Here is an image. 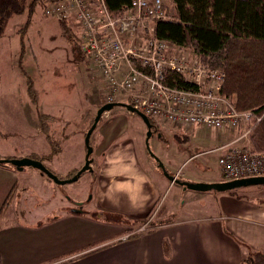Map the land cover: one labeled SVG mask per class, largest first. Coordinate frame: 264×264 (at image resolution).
<instances>
[{
    "label": "rangeland",
    "instance_id": "374dc122",
    "mask_svg": "<svg viewBox=\"0 0 264 264\" xmlns=\"http://www.w3.org/2000/svg\"><path fill=\"white\" fill-rule=\"evenodd\" d=\"M50 6L41 3L32 16H13L0 39V152L18 156L29 154L28 157L42 160L60 179L68 180L86 164V135L91 128L90 121L103 105L109 103V90L90 58L81 50L80 25L76 17L72 15L62 20L69 30L57 16L46 14ZM28 81L33 83L40 99L38 106L30 102ZM112 103L130 104V101L127 93H122ZM36 111L55 117L50 130L60 143L59 154H52V144L41 130ZM154 121L159 131L150 138L148 150V130L141 117L123 107L105 113L91 136L92 165L101 167L118 147L126 149L130 145L142 162L141 170L148 171L156 179L225 180L218 160L222 154L220 148L227 144L224 142L228 136L206 127L195 126L187 132L184 127L171 122L166 125ZM107 137L116 139L109 142L107 151L100 153L98 147L107 142ZM145 157L151 162L149 167L144 165ZM19 176L20 181L3 212L9 223L35 224L38 219L47 218L50 212L57 215L64 210H88L99 201L98 181L106 184V179L100 178L99 169L94 173L86 172L79 180L64 185H58L32 167L24 168ZM175 191L164 188L162 200L150 211L152 216L156 215L153 225L159 221L161 209L165 214ZM228 192L240 199L264 201V185H248ZM187 193L188 197H196L195 191L188 190ZM205 202L209 205V200ZM201 206L205 204L200 200L184 198L180 200L179 210L190 216Z\"/></svg>",
    "mask_w": 264,
    "mask_h": 264
},
{
    "label": "crops",
    "instance_id": "0c3cea01",
    "mask_svg": "<svg viewBox=\"0 0 264 264\" xmlns=\"http://www.w3.org/2000/svg\"><path fill=\"white\" fill-rule=\"evenodd\" d=\"M28 109L27 106V116ZM162 123L169 125L166 121ZM220 134L228 136L226 144L237 133ZM107 139L98 147L100 153L107 151L109 142L116 138ZM136 153L130 145L126 149L118 147L101 167L92 165V173L99 169L100 178L106 179V184L98 181L100 198L94 207L64 210L57 215L50 212L35 224L9 223L4 217L21 171L0 163V222L4 220L0 223L2 264H243L250 253H264V201L240 199L228 191H195L196 197H188V190L182 185L169 178L168 182L165 176L166 181L156 179L141 170ZM26 155L0 152L1 157L12 159L29 154ZM146 157L144 165L149 167L151 162ZM224 181L219 178L186 180L191 183ZM169 187L177 191L165 214L161 209L153 229L121 240L145 224L152 208L162 200L164 188ZM184 198L200 200L205 206L195 209L190 216L182 214L179 206Z\"/></svg>",
    "mask_w": 264,
    "mask_h": 264
},
{
    "label": "built area",
    "instance_id": "2783aa9c",
    "mask_svg": "<svg viewBox=\"0 0 264 264\" xmlns=\"http://www.w3.org/2000/svg\"><path fill=\"white\" fill-rule=\"evenodd\" d=\"M166 1L132 0L114 17L105 0H61L51 4L46 14L61 20L76 17L81 50L108 88L109 103L127 93L130 104L151 119L185 129L234 131L235 138L220 148L218 162L225 181L264 177V153L256 152L251 141L261 116L238 111L223 94V72L207 68L199 55L183 53L154 35L153 23L168 18ZM170 74L180 75L193 88L171 86ZM155 217L150 214L144 225L121 240L153 229Z\"/></svg>",
    "mask_w": 264,
    "mask_h": 264
},
{
    "label": "trees",
    "instance_id": "16d2710c",
    "mask_svg": "<svg viewBox=\"0 0 264 264\" xmlns=\"http://www.w3.org/2000/svg\"><path fill=\"white\" fill-rule=\"evenodd\" d=\"M59 1L0 0V39L13 16H32L38 4L49 5ZM131 1L105 0L114 17L121 15ZM165 14L166 20L153 23L154 35L199 55L207 68L226 75L223 94L233 100L238 111H251L261 116L260 123L252 131L251 141L256 152L264 153V0H168ZM61 22L68 28L65 21ZM168 82L179 89L193 88L177 74H170ZM28 84L30 102L38 106L40 99L33 83L28 81ZM38 117L42 132L52 144V154H59L60 143L50 130L55 117L43 113ZM94 120L91 119L90 127ZM150 120L159 129L154 119ZM3 159L12 158L0 156V160ZM243 264H264V253H250Z\"/></svg>",
    "mask_w": 264,
    "mask_h": 264
},
{
    "label": "water",
    "instance_id": "95a60500",
    "mask_svg": "<svg viewBox=\"0 0 264 264\" xmlns=\"http://www.w3.org/2000/svg\"><path fill=\"white\" fill-rule=\"evenodd\" d=\"M115 107H123L127 109L129 112L138 115L141 117L143 122L145 123L148 134H147V141L146 145L148 150L149 147V140L154 135L155 131L153 130V124L151 123L150 118L144 114L142 111L138 110L131 104L127 103H108L103 105L97 112V116L95 117L94 123L92 127L89 129L86 135V146H87V161L85 166L79 170V172L71 179L63 180L60 179L57 175H55L51 170H49L42 161L26 157L22 159H3L0 160V163H6L9 165H12L16 167L17 170L22 171L26 167H32L36 170H38L42 175H46L53 179L55 183L58 185H64L67 183H72L77 180L84 174L85 172H93L92 162L93 160L90 159V156L93 153V148L90 145V140L93 132L97 128L101 118L103 115L107 112H110ZM151 151V150H150ZM149 151V152H150ZM154 155H152L153 157ZM161 166V164H160ZM171 181L176 182L179 185H182L185 190H192L196 192H227L236 188L248 186V185H264V177H255V178H248V179H241V180H234V181H224V182H218V183H191V182H181L179 180H175V178L168 177Z\"/></svg>",
    "mask_w": 264,
    "mask_h": 264
},
{
    "label": "flooded vegetation",
    "instance_id": "af4514ba",
    "mask_svg": "<svg viewBox=\"0 0 264 264\" xmlns=\"http://www.w3.org/2000/svg\"><path fill=\"white\" fill-rule=\"evenodd\" d=\"M100 121H101V120H100ZM99 123H100V122H99ZM151 123H152V122H151ZM152 124H153V123H152ZM98 125H99V124H98ZM153 126L155 127L156 125L153 124ZM91 127H92V126H91ZM154 127H153V130L157 133V131H159V129H158L157 127H155V128H154ZM82 168H83V167H82ZM78 172H79V171H77V173H78ZM77 173H76V174H77ZM85 173H86V172H85ZM85 173H84V174H85ZM82 175H83V174H82ZM72 178H73V177H72ZM78 205L80 206V205H83V204H78ZM82 209H83V208H82ZM82 209H81V210H82ZM76 210H79V209L77 208Z\"/></svg>",
    "mask_w": 264,
    "mask_h": 264
}]
</instances>
